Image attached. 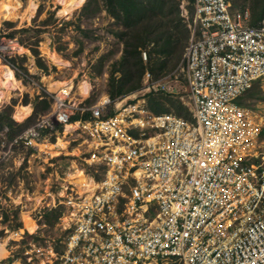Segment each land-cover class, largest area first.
I'll return each mask as SVG.
<instances>
[{"label":"built area","instance_id":"built-area-1","mask_svg":"<svg viewBox=\"0 0 264 264\" xmlns=\"http://www.w3.org/2000/svg\"><path fill=\"white\" fill-rule=\"evenodd\" d=\"M193 6L177 72L155 82L146 71L143 89L179 93L183 74L191 117L155 113L141 97L118 103L106 94L88 103L66 86L52 94L51 112L13 138L9 126L1 129V163L27 149L28 161L51 166L43 168L45 194L27 191L33 202L16 228L10 218L28 204L0 195L10 213L0 218L9 233L5 245L13 240L17 248L27 238L26 264H264V122L241 102L264 79V17L252 24L250 8L232 10L230 0ZM15 41L0 40V62L16 74L11 58L25 51ZM61 135L77 142L79 163L74 157L53 169L62 151L51 149H64ZM0 188L8 197L15 191L8 179ZM57 207L63 209L55 226L65 235L45 237L44 245L37 233L50 226L45 215ZM13 251L0 264H10Z\"/></svg>","mask_w":264,"mask_h":264},{"label":"rangeland","instance_id":"rangeland-1","mask_svg":"<svg viewBox=\"0 0 264 264\" xmlns=\"http://www.w3.org/2000/svg\"><path fill=\"white\" fill-rule=\"evenodd\" d=\"M18 1L22 2H20L22 4L20 8L22 17L6 18L0 13V40L3 37H17L20 44L25 48H21V51L25 50V52L22 54L16 53L11 58L17 68L16 77L20 85L10 92L8 98L5 95L6 99L0 102V111L4 112L7 108L13 119L16 118L14 117L16 107L31 104V113L29 110L28 115L23 120L18 122L19 119H17L18 123L21 124L31 116L35 108L38 111L35 121L52 111V94L59 89L52 88L48 79L63 81L65 84L62 87L69 84L68 86H72L71 95L79 99L86 98L88 103L97 102L102 96L108 94L112 99L127 96H131L130 98H145L148 105L152 96H154L152 103L155 106L163 105L164 108H168L173 113L176 112L177 107H182L184 116H192V105L187 95V84L183 74L179 75V83H177L179 93L152 89L144 94L143 89L146 87L144 83L146 71L153 74L155 82L177 72L192 34L193 0L156 1V11L149 12L152 20L148 22H151V25H149L150 23H143L142 26H149L138 31L127 28L122 21L111 15L106 9L104 0H98L95 2L96 5L92 2L87 7L88 0H84L80 6L68 13L61 12L64 7L62 0H33L37 2L33 14L26 10L32 0ZM230 1L232 10L249 7L253 13L252 20L255 18V12L260 10L261 2H264V0ZM25 28L32 29L25 31ZM33 28H37L36 31ZM36 40L39 41L38 45H36ZM131 42L139 44L136 50L141 52L144 71L141 76L139 71H136L133 78L123 84L125 67L122 60L124 56V60L129 58L130 61H139V56L135 54L128 57L127 48L131 49ZM32 47L39 50V55L34 54ZM144 52H146V56ZM54 55L63 59V62H57ZM139 79L141 86L132 89L133 84H137ZM82 81H87L90 84L87 94L80 91L79 85ZM0 88H2L1 85ZM241 102L254 108L264 122V79L257 82L252 90L242 97ZM51 139L53 142L57 141L55 136H52ZM62 139L65 142L64 138ZM261 139L264 140V128L262 129ZM60 146H64V149L58 146L51 149L53 154L62 151L55 158L57 163L52 167L53 169L59 164L72 165L74 163L73 158L76 157L75 147L77 142L70 141L64 144L60 142ZM30 152L27 149L19 150L16 152L15 158L0 162V179H8L10 183L15 185V191L12 190V197L4 194V190L1 188L0 195L2 197L3 195L6 196L7 200L21 199L24 205L28 204L27 207L20 205L18 209H15L18 211L17 216L19 214L27 215V211L30 209L29 204L33 202L27 196L28 190L37 188L40 189L39 196L45 194V182L43 181L45 171L43 168H46V170L51 169V166L45 164L41 159L32 158L31 161H28ZM77 162L79 163L78 158ZM55 182L53 183V191L57 190ZM23 192L24 195H22ZM56 209H59V207L53 208L52 211ZM4 213H7L5 204L0 203V218ZM51 216L55 221L54 224H49V227L37 233L41 238L40 243L44 245L46 244L45 237H50L51 240L54 238L57 241L65 235L63 231L55 226L58 220V217L55 218L56 212ZM22 217L26 221L29 218V216ZM14 219L10 218V226H14L19 218ZM27 225L31 229L34 228V224L30 220L27 221ZM1 231L3 229L0 228V237L4 238L2 242L7 243L9 233L3 231L4 233L1 234ZM27 241L26 238L23 242H20L19 247L14 248L12 245L18 242L9 240L8 248H13L14 251L12 252L13 255H9L7 260L10 261H7V263L13 264L12 260H14L16 261L14 264H26L24 244L28 243ZM3 247L4 244L1 245V248Z\"/></svg>","mask_w":264,"mask_h":264},{"label":"trees","instance_id":"trees-1","mask_svg":"<svg viewBox=\"0 0 264 264\" xmlns=\"http://www.w3.org/2000/svg\"><path fill=\"white\" fill-rule=\"evenodd\" d=\"M97 1L98 0H88L86 7L89 6V4H91L92 2H94V4L96 5L95 2H97ZM148 1H149V3H148ZM156 1H160V0H104L107 11L111 15L116 17L118 20L122 21V23L127 28H131L133 31H136V30L138 31L139 29L144 30V28L146 26L151 25V22H148V21L152 20V18H151L152 16H150L151 13H149V12L156 11V3H155ZM254 16H255L254 20H251L252 24H257L259 22V20H261L264 17V2H261L260 10L255 12ZM143 23H145V24L150 23V24L142 26ZM31 29L32 28H25V31H28ZM33 29H34V31H36L37 28H33ZM38 42L39 41L36 40V45H38ZM137 47H139L138 43L131 42L130 43V48H131L130 50H132V51H130L127 48V54H128V57H129V55L134 56V54L139 56V61H137V62L130 61L131 59H129V58L127 60H124L125 56L122 60L123 66L125 67V69H124L125 77L122 79L123 84H125L127 81L131 80L136 71H139L140 76L144 71V67H142L143 60L141 57V52L136 50ZM32 50L36 56L39 55V50L37 48L32 47ZM138 81L139 82L137 84H133L132 89L139 88L141 86L140 79ZM257 82H259V81H257ZM256 83L253 85V87L256 85ZM252 88L250 90H252ZM153 98H154V96H152V99L150 100V102L148 104L149 108L153 112H155V113L170 112V110L168 108H164L163 105L155 106L152 103ZM37 113H38V111L35 108L33 114L31 116H29L24 122H22L20 124L11 117V114L8 112V110L6 108V110L4 112L0 111V128L2 129L5 125L9 126L11 128L9 136H10V138H13L14 136L19 134L21 131H23L25 128H27L29 125H31L35 121V117H36ZM175 114L184 116L182 107H177ZM184 117H187V116H184ZM18 121H20V120H18ZM62 209H63L62 207H59V209H56L54 211L50 210L52 212L47 211L46 217L48 220L47 221L48 224H51V225L54 224L55 221H53V219L51 218L52 217L51 215L54 212H56L55 218L59 217L61 215ZM13 213H16V214H14V218L17 219L18 218V216H17L18 211L15 210V212H13ZM3 217H4V221H7L10 217V213H8V212L4 213ZM19 225H20V222H17L14 226H11V227L16 228ZM3 233L4 232L1 231V234H3Z\"/></svg>","mask_w":264,"mask_h":264},{"label":"bare ground","instance_id":"bare-ground-1","mask_svg":"<svg viewBox=\"0 0 264 264\" xmlns=\"http://www.w3.org/2000/svg\"><path fill=\"white\" fill-rule=\"evenodd\" d=\"M83 1L84 0H62V2H64V7L61 9V12L68 13L69 11L73 10L74 8L80 6L83 3ZM20 2L18 0H2L1 1V7H0V13L2 14L3 17H6V18H20V17H22V13L20 12V8L22 7V4H21L22 2L21 3ZM36 7H37V2L32 0L30 2V4H28V7L26 8V10L30 11V14H33V12H35V10H36ZM14 44L16 45V48H19L20 51H21V48H24V46L22 44H20L18 41H15ZM23 51H25V50H23ZM54 57L56 58L57 62H59V63L63 62L62 61L63 59L59 58L57 55H54ZM12 78H17L16 74L14 73L12 68H10L6 64H3L0 62V85L2 86V88H0V102L4 99L3 97L6 95L4 88H6V87L16 88L18 86V81L13 80ZM48 80L50 82L49 85L52 88H58L59 89V87H62L63 84H65L63 81H58V80L51 81L50 79H48ZM68 85H66V86H68ZM3 86H4V88H3ZM66 86H64V87H66ZM68 87H72V86H68ZM79 88L83 94H87L89 89H90V84L87 81H82L79 85ZM68 89H66V90H68ZM124 99H125V97L124 98L118 97L117 102L121 103L124 101ZM29 109H30V107L28 105H24V104L20 105V106L16 107V111H15L14 116L16 118H22L24 116L25 112ZM70 127L71 126L69 125L66 128L65 132H68ZM60 142L62 144L65 143L62 138L59 139V144H60ZM1 245H0V254L4 252V247L1 248Z\"/></svg>","mask_w":264,"mask_h":264},{"label":"crops","instance_id":"crops-1","mask_svg":"<svg viewBox=\"0 0 264 264\" xmlns=\"http://www.w3.org/2000/svg\"><path fill=\"white\" fill-rule=\"evenodd\" d=\"M12 79L18 81V83H19L18 78H12ZM21 83H22V82H21ZM18 85H20V84H18ZM17 87H18V86H17ZM13 89H16V88H9V87H6V88L4 89L5 92H6L7 98L9 97L10 92H11ZM3 98L6 99V96H4ZM28 106L30 107L29 110H30V113H31V111H32L31 104L28 105ZM29 110H27V111L25 112V114H24V116H23L22 118H16V119H19L20 121L23 120V118H24L25 116L28 115ZM1 224H4V223H1ZM1 244H4V252L0 254V258H6V257L8 256V254H9V248H8V246L5 245L6 243H3V242H2V240L0 241V245H1ZM6 251H7V255H6ZM7 259H9V258H7ZM7 261H10V260H7ZM12 263L14 264V263H16V261H13V260H12Z\"/></svg>","mask_w":264,"mask_h":264}]
</instances>
